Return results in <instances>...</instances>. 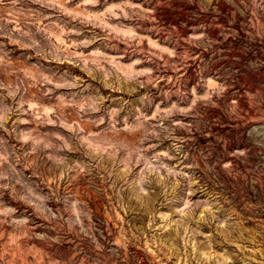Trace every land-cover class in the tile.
Masks as SVG:
<instances>
[{"label":"clouds","instance_id":"obj_1","mask_svg":"<svg viewBox=\"0 0 264 264\" xmlns=\"http://www.w3.org/2000/svg\"><path fill=\"white\" fill-rule=\"evenodd\" d=\"M0 264H264V0H0Z\"/></svg>","mask_w":264,"mask_h":264},{"label":"rangeland","instance_id":"obj_2","mask_svg":"<svg viewBox=\"0 0 264 264\" xmlns=\"http://www.w3.org/2000/svg\"><path fill=\"white\" fill-rule=\"evenodd\" d=\"M78 188H80L81 190L86 191L87 190V185H83V186H78ZM89 195L94 199L98 201V198L95 197L94 193H89ZM96 207L98 210H100L102 208V202H97Z\"/></svg>","mask_w":264,"mask_h":264}]
</instances>
